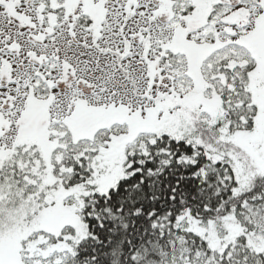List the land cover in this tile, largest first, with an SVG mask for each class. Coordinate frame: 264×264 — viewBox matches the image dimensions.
<instances>
[{
	"label": "snow or ice",
	"instance_id": "snow-or-ice-1",
	"mask_svg": "<svg viewBox=\"0 0 264 264\" xmlns=\"http://www.w3.org/2000/svg\"><path fill=\"white\" fill-rule=\"evenodd\" d=\"M0 264H264V0H0Z\"/></svg>",
	"mask_w": 264,
	"mask_h": 264
}]
</instances>
